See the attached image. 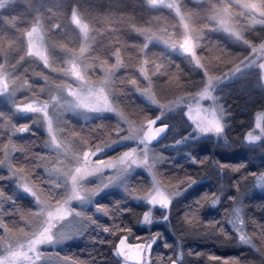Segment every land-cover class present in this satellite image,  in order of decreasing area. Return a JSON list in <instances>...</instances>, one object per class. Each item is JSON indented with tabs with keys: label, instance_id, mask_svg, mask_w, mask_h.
<instances>
[{
	"label": "trees",
	"instance_id": "1",
	"mask_svg": "<svg viewBox=\"0 0 264 264\" xmlns=\"http://www.w3.org/2000/svg\"><path fill=\"white\" fill-rule=\"evenodd\" d=\"M7 2L0 8V62L6 59L10 61L12 67L17 65L18 68H21L23 63L31 65L36 62L35 59L28 57L21 60L27 49L24 35L26 28L40 18L51 34L58 33L63 25L72 27L70 18L73 9H76L94 30L95 40L93 39L90 59L111 60V51L114 49L120 51L123 66L117 83L123 91L121 100L123 111L127 110L130 117L137 119L141 112L145 113L149 110L145 101L136 93H132L129 88L132 80H136L140 85L143 84L137 70L145 57L165 65L160 74L153 75L154 81L157 82V91L160 93L168 90L171 84L178 85L180 90L196 93L206 82L204 71L195 66L186 56L167 51L158 43L150 44L145 53L141 51L140 46L143 43L141 36L131 28L133 26L150 27L151 19L159 15L161 11L159 7H150L146 0H7ZM182 3L185 10L198 14L196 18L201 19L204 3L194 6L187 0H182ZM58 5L63 11H60ZM56 23L61 25L57 30L52 31ZM204 37L198 52L206 68L216 67L214 72L221 76L217 92L221 94L223 105L228 111L227 127L219 139L212 135L202 138L200 146L196 147L195 151L183 145L178 146L179 143L176 144V147L173 146L170 152L166 153L173 156H168L161 168V177L172 180L174 184H178L186 176L195 178L196 183L188 188L185 194L173 200L168 221L159 219L164 210L154 209V223L151 226L141 225L138 222L149 205L130 198L125 192L112 191L110 196H101L96 203L106 205L111 210L119 202L120 208L131 209L130 212L119 216L115 222L132 229V234L128 236V240L132 242H143L155 233L161 234L162 239L153 246L152 250L155 264H166L167 257H175L178 246L185 254L180 264H219V261H210L208 259L210 255L224 259L238 257L245 264L248 262L264 264V254L251 245L239 242L238 234L233 225L227 222L229 216L226 215L230 214L236 206L241 207L245 233L254 238L258 247L264 246V243L258 239L260 231L258 225L264 227V185L258 187L255 177L251 175L264 172V138L255 143H249L244 139L245 134L254 126L256 114L264 110V83L260 80L259 66H243L252 56L253 47L264 41V24L250 28L244 34V38L240 39L224 31H211ZM10 65L8 64V67L12 68ZM150 73L153 74L155 71ZM23 76L24 74H19L17 77L18 85H23ZM4 101L6 102L4 95H0V114H2L0 115V149L8 140V132L3 129L4 124L15 120L20 125L29 124L30 128L25 133L17 135L11 133L12 137H19L21 141L33 140L35 150L45 151L44 142L47 137L42 129V121L33 122L31 114L18 113ZM152 112V116H155L154 110ZM5 116L6 118L3 119ZM162 122L169 123L164 118ZM87 123L90 122L77 119L73 121L71 127L75 130L74 125ZM169 125L168 135L170 136L172 126L170 123ZM179 127L183 128L182 123ZM189 128H185V131L184 128L181 129L182 134L178 138L184 139L189 132L193 131ZM206 142H210V145H204ZM2 153L0 150V157ZM35 156L36 154L29 155V160ZM205 159L207 162L204 164L193 163V160ZM215 161L223 165H244V167L235 173L230 169L221 171L214 163ZM16 162L29 163L20 157H17ZM38 164L39 161L36 159L34 173L44 178ZM245 177L248 178L245 179ZM2 183L4 187L11 189L16 203L24 205L32 203L31 197L13 188V179L8 177L7 180L0 181L1 188ZM137 183L138 177L133 178L131 188L138 189L133 187ZM206 193L219 195V203L212 205L210 202H205L197 205L195 201ZM101 214L93 215V219L98 224L111 226L113 219L110 216L103 218L104 215ZM188 214L193 216L188 217ZM185 217H187L186 220ZM6 219H9V216H6ZM252 220L256 221L255 225L251 223ZM209 222H219L216 227L222 226L227 237L216 233L215 229L206 227ZM80 233L78 237L80 239L75 242L83 244V249L86 250V253L84 251L81 253L85 263L122 264L121 259L114 255L112 244L117 243V239L126 233L120 232L117 236H112L92 223L86 225ZM165 243L172 247L165 248ZM79 252L75 255H79Z\"/></svg>",
	"mask_w": 264,
	"mask_h": 264
},
{
	"label": "snow or ice",
	"instance_id": "2",
	"mask_svg": "<svg viewBox=\"0 0 264 264\" xmlns=\"http://www.w3.org/2000/svg\"><path fill=\"white\" fill-rule=\"evenodd\" d=\"M150 7L166 6L173 8L181 21L184 30V35L177 40L171 35H166L161 32L151 30H143L146 40L145 49L153 40H158L160 43L168 46L171 49L179 48L184 54L191 57L194 64L204 70L206 82L194 97L193 102L187 105V116L195 126V131L200 134L214 133L217 136L224 134L227 125L223 121L224 109L219 104L215 103V97L212 93L213 85L220 77L209 75L205 64L198 55V49L202 47L203 36L201 34H194L191 29L190 18L183 14L178 6L177 0H146ZM246 3V0H242ZM253 8L257 5L253 4ZM228 9H214L212 20L225 31L231 32L229 21L227 19ZM71 22L79 29L83 40L89 39L90 27L89 24L82 20L76 9H73ZM60 26L56 24L52 31H55ZM237 39H240V33H232ZM27 49L25 55L21 57L23 61L25 57L33 58L36 61L42 62L44 69L55 71L53 67L52 48L48 37V29L43 21L39 18L32 28L26 33ZM62 49L64 46H61ZM259 57L264 60V44L252 49ZM83 51V49L81 50ZM219 58V56L217 57ZM66 67L60 71L63 75L71 77L78 82L79 87L73 88L71 85H56L49 83V78L44 73H37L44 81V86L37 90H32V83L25 79L22 89L26 92L31 91V96H25L23 100H18L14 108L18 112L37 114V120H42L46 132L47 140L44 142L45 146L50 147L53 151L48 156H40L37 154L32 160H29L27 155L31 151L27 146H17L12 142V138H8V143L4 144L2 149L3 158L0 159V166L6 167L12 177H15L19 186L32 197H34L38 208L36 210H21L17 206L9 211L4 210L0 212V264H41V261L49 257V253L42 251L43 246L54 244L60 241L71 239L73 235H79L77 231H60L58 226L69 221L72 217H79L82 221H87L112 236H117L118 233L123 232L127 235L121 236L118 243H113L112 247L114 255L121 258L122 264H155L152 258L153 246L157 245L158 241L162 239L160 233H155L143 240L141 243L135 245L127 244L128 236L132 234V229L126 225L116 223L115 220L130 212L129 208H120V203L117 202L113 209H109L106 205H96V211L102 213L104 216H110L113 219L111 226H104L98 224L92 216L86 215L71 207L73 201L91 200L97 196L105 188H108L116 181L120 175L133 167H142L151 176V185L144 190V195H137V191L143 189L127 188L126 192L130 198L143 200L149 208L143 212L142 218L138 221L141 225L151 226L154 223L153 209L159 208L164 210L163 215L159 217L160 220L168 221L171 211V205L176 197H179L183 192L187 191L196 179L191 176H186L185 179L179 181L174 187H167L159 178L158 173L154 171L155 155L150 156L149 145L161 136L168 128L167 124L158 125L157 122L161 119L164 111H168L179 106L182 101L177 100L170 104H160L153 93L152 78L149 75V65H153L155 73L160 74L165 65L156 60H151L145 57L138 68L139 74L146 82V87L140 88L136 80L130 81L133 86L137 87V91L145 96L152 104L158 105L162 110L161 115L154 118L145 115L144 119L139 123L129 121L124 115L123 111L113 103L110 98L109 87L111 84V72L108 77L100 81L99 84H89L85 71L80 67L79 59L73 55L72 58L65 61ZM123 66V61L119 55L115 57V68L118 69ZM261 77L260 80L264 83V64H259L258 67ZM235 70V69H234ZM49 88H55L56 91L48 92L46 98L45 92ZM61 91L66 92L71 100H63ZM11 92L16 94L15 90V75L8 72L2 65H0V95ZM212 100L214 107L207 108L201 101ZM73 108L80 109L87 113H114L119 118V125L115 128L114 133L116 139L113 142H99L95 138L94 133L104 129L106 126L98 125L92 132L85 134L83 131L69 130L66 127V121L62 119L65 110ZM2 115V114H0ZM6 118L3 117V119ZM123 125H127L124 127ZM15 133H25L29 131L30 125L23 124L21 126L11 125ZM255 128L259 129L260 135H256L254 130L248 131L244 139L249 143H254L260 136H264V113H258L256 118ZM123 133V135H122ZM134 140L143 147H132L128 150L120 152L118 155L98 158L111 146L121 143L123 141ZM95 141V142H94ZM180 141H177L179 143ZM20 152L26 153L24 159L29 163L16 162L13 160L11 153ZM95 158V159H94ZM46 161L43 166L48 177L62 179L63 184L57 183L56 179H44L34 173L35 160ZM207 159L202 161H195L193 163L204 164ZM221 171L230 169L231 172H238L240 166L223 165L218 161L214 162ZM105 173H112L105 175ZM256 179V185L259 187L264 185V173L257 175L251 174ZM91 177H102L99 184L94 186L87 184ZM248 177H245L247 179ZM4 179V177H0ZM65 187L63 195H57L56 190ZM0 198L11 200L6 194L0 190ZM205 202H210L212 205L219 203V195L216 193L204 194L200 199L195 201L197 205ZM0 208H3L0 205ZM241 207H235L231 210L227 222L232 224L236 230L239 242L246 245H251L254 249L264 254V246H257L254 238L249 236L244 231L245 221L241 216ZM6 216H19V220L23 221V226H20L17 220L8 222L5 220ZM235 217V219L231 218ZM185 220L187 217L184 218ZM219 222H209L206 227L215 229L216 233L227 237L224 228L216 227ZM252 224L256 221L252 220ZM239 225V227H237ZM260 231L258 239L264 243V227L258 225ZM104 243L105 241H100ZM111 243V242H109ZM165 248H171L172 245L164 244ZM57 259L61 264H83L75 257H60ZM191 255V253H189ZM200 255L199 253L197 254ZM185 254L177 247L175 257H167L166 264H180ZM210 261H219V264H245L240 258L224 259L215 256H208ZM249 264V262H248Z\"/></svg>",
	"mask_w": 264,
	"mask_h": 264
},
{
	"label": "rangeland",
	"instance_id": "3",
	"mask_svg": "<svg viewBox=\"0 0 264 264\" xmlns=\"http://www.w3.org/2000/svg\"><path fill=\"white\" fill-rule=\"evenodd\" d=\"M177 2H178V6H179L180 11L183 14H185L186 17L190 18L191 29L193 30L194 34H201L202 33V36H203L202 42L204 41V38H205L204 36H206V34L211 32V31H219V32L224 31V32L232 35V37H235L232 33L239 32L240 37L244 38V34L250 28L255 27L257 25L264 24V0H246V3L242 2V0H187V2H189L190 5H192V6L202 5L204 3V9L202 10L201 19L196 18V16L198 17V14L195 15L193 12L190 13L189 11L185 10L183 7L182 0H177ZM7 3H8L7 0H0V8L3 7ZM253 4H256L257 7L253 8L252 7ZM58 7H59L60 11H63V9L60 7V5H58ZM159 8L161 9L160 14L151 19L150 27L146 28V27H139V26L135 27V26H133V28H131V30L133 29L134 32H136L139 36H141V40L143 41V43L140 46V49L143 53H145V51H146L145 44L147 43L145 40L144 34H143V30L147 29V30H151V31H155V32L163 31L164 34L171 35L173 38H175L177 40L181 39L182 36L184 35V30H183V27L181 25V21H180L179 17L177 16L175 9L169 8L166 6H159ZM217 8L228 9L227 19L229 21V27L231 29V32L225 31L224 29H222L217 24V22L215 20H212L210 18L213 14L214 9H217ZM80 17L82 18L81 15H80ZM40 20H42V19H40ZM82 20L86 22V20L84 18H82ZM70 21H71V18H70ZM36 22H37V20L34 23H32L28 28H26V30H25L26 32L24 34L25 36H26V33L32 28V26ZM56 24H58V23H56ZM60 25L61 24H59V26ZM71 25H72V27H66L65 25H63L59 29L58 33H54V34H51L49 29L46 27L48 29V37L50 39V43H51V45L54 46L52 48V56H53V61H54L53 67L56 69L55 71H51L50 69H44L42 62H39V61H36L33 64L31 63V65L23 63L21 68H18L17 65H13V67H12V65H10V61H8L6 59H4L0 62V65H2L8 72L13 73L15 75L16 94L13 95L11 92L3 94L5 99H6V102L5 101L4 102L7 103L8 105H10L14 111H16V109L14 108V105L18 100H23L25 96H31L32 95L31 91L26 92L22 89V84L21 85L17 84V80H18L17 77L19 76V74H24V76H23L24 80L28 79L29 82L32 83V90H34V91L37 90V92H39V89L44 86V81L42 80V78L40 76L37 75V73L46 74L49 78L50 84L54 83L56 85H60L61 87H63L64 85H71L73 88L79 87L77 81L73 80L71 77H67V76L63 75L62 72L60 71L62 68L66 67L65 61L72 58L73 55H75L79 59L80 67L85 71L86 76H87V81L89 84H93V85L99 84L100 81L107 78L108 73L111 72V74H112L111 75V84L109 87V92L111 94L110 98L112 99L113 103L118 106V108L120 110H122V111L124 110L123 106H122L123 104L121 102V100L123 98V93H122L123 91L121 90L120 85L117 83L118 82V75L121 72L122 67H120L118 69L115 68L116 54L119 53V55L122 59L120 51L118 49H116V50L114 49V51H111V60L104 61V60H101L99 58H95L96 60L90 59V57L92 56V53H90V52H91L92 44L94 43L93 39L95 40V35L93 34V32H94L93 28H91V26L89 25V27H90L89 39L87 41H85L81 37L79 29L76 28V26L73 23ZM26 42H27V37H26ZM152 43H158V45H160L161 47H163L167 51H173V52L179 53L183 56H186L194 64L191 57L184 54L179 48L171 49L168 46L160 43L158 40H153L150 44H152ZM262 44H264V41L260 45L253 47V49L261 46ZM61 46H64V48L62 49ZM82 49H83V51H81ZM198 55H200L199 52H198ZM8 64L12 68H9ZM259 64H264V60H260L258 55L252 50V56L245 61V65H243V66H246V67L247 66L249 67L250 65L259 66ZM152 66L153 65H151V64L149 65V75L152 78L153 93L156 96V98L158 99V101L160 102V104H162V105L163 104H170V103H174L177 100L182 101V103L174 109L164 111L163 114L161 115L162 110L160 109V107L158 105L152 104L145 96H143L142 94H140L139 91H137L136 86H133L132 84H130L131 86L129 88H130L131 92L139 95V97L142 98L145 101V103L149 106V110H146L145 113L141 112L142 114L139 115V117H137V119L130 117V115H128L126 109H125L126 112L123 111V113L129 121H134L136 123H139L140 121H142L144 119L145 115H149L150 117H152L153 112L151 113V111L154 110L156 116L157 115L163 116V118L171 124L172 132H170L171 133L170 136L168 135L167 137H165L161 141V143L158 142L159 143L158 145H155V144L149 145V148L151 150L150 156L155 155V157H156L155 160L153 161L155 163L154 171H156L158 173V178L167 187L171 188V187H174L176 184H174L172 182V180H169V179L166 180V179H163L161 177V175H162L161 174V168L164 165L163 164L164 160L168 156H173V155H169L166 153H169L170 150L172 149V147L175 146L176 144H178L177 141H180L178 146L183 145V146H186V147L190 148L191 150L195 151V150H197L195 148L200 146V144H201L200 141L205 136L212 135L218 139L220 137L214 133H208V134L197 133L195 131L194 124L192 123V121L187 116V110H188L187 105L189 103L193 102L194 97H196L201 90H199L196 93H189V92L184 91L182 89L180 90L178 85L176 86L174 84H171L170 88L168 90H166V91L164 90L163 92L160 93L157 91L158 89L156 88L157 82L154 81L155 77H153V74L150 73V71H155L154 67L151 68ZM205 68H206V66H205ZM206 69H207V72L209 73V75H212L215 77H221L219 74L214 72L217 69L216 67H212L211 69H208V68H206ZM137 73L139 74L138 70H137ZM139 76H140V80H141V82H143V84L140 85L138 82V86L140 88L146 87L147 85H146V82L143 80V77H141L140 74H139ZM54 77H56V78L54 79ZM220 80H218L214 83L213 88H212V93H213V96L215 97V103L219 104L224 109L225 114L223 116V121L226 124V120H227L226 118H228V111H227V109H225L226 107L223 105V102L221 99L222 98L221 94H218V92H217V89L219 88L220 83H221ZM53 91H56V89L55 88H49L48 91L45 92L44 96L41 95V98H46L48 95V92H53ZM60 94L63 98L62 102H63V100H71L72 99L71 97H69L67 95L66 92L61 91ZM201 103L204 104V106L207 108L214 107V103L212 100L201 101ZM16 112H18V111H16ZM18 113H21L24 115L25 114H31L33 122L35 120H37V114L23 113V112H18ZM258 113H264V110L260 111ZM257 114L255 117L254 126H253V128H251V130H254L256 135H260L259 129L255 128ZM62 119L67 122L65 126L68 127L69 130H74L71 127L74 120L80 119L81 121H85V122L89 121L90 123H87L86 125H82V124L74 125L75 130H77L78 132L83 131L85 134L92 132L93 129L98 125L106 126L104 129L99 130L98 132L94 133L95 138L97 140H99V142H101V143H103L105 141L113 142L116 139L114 130L120 123L119 118L114 113H108V112H105V113H87L83 110L73 109V108H69V109L65 110L63 113ZM95 122H98V123H95ZM93 123H95V125H92ZM181 123H182V126L184 128V131H185V128H189V126L191 129H193V131L189 132L188 135L184 139L178 138L182 134L181 131L183 130V128L179 127ZM41 124L43 126L42 129H44V131L46 133V137H47L46 128H45L43 122H41ZM11 125L21 126L18 121L14 120L11 123H8V122L5 123L3 129L8 132V138L11 137L12 142L15 143L17 146H27L28 148L31 149V151L27 153L28 156L31 154H36V155L39 154L40 156H48L49 153H51L53 151L50 147L45 146L46 150L39 152L38 150L34 149L35 143L33 140H30V142H29V140L28 141H21L19 139V137H12L11 133L13 135H17L19 133H15L14 130L12 129ZM123 126L127 127V125H123ZM190 133H192V135H190ZM122 135H123V133H122ZM261 138H264V136H260V138L255 142L260 141ZM7 143H8V140H7ZM204 145H210V142H206V143H204ZM204 145H203V147H204ZM132 147L141 148V147H143V145H140L137 141H134V140L123 141L121 143H117V144L111 146L104 153H102L101 156L98 158L112 157V156L118 155L120 152L128 150L129 148H132ZM11 155H12L13 160L16 161L17 157L24 158L26 153L13 152V153H11ZM2 158H3V153H2V156L0 157V159H2ZM37 160L39 161L38 168H41V171L44 174V179H56L57 183L63 184L62 179L48 177L46 175L44 167L41 166L44 163H46V161H41L39 159H37ZM4 171H5V174H4ZM261 173H264V172H261ZM108 174H112V173H105V175H108ZM135 176L138 177V183L135 184V186H133V187H136L138 189H143L141 191H138V193H136V194L137 195H144L145 194L144 190H146L151 185V176L146 171V169H144L142 167H133V168L127 170L122 175H120L119 178L116 181H114L111 186H109L108 188H105L103 191H101L97 196L93 197L91 200L73 201L71 203V207L76 209L77 211H80V212L86 214V215L92 216V218H93V215H97L99 213L96 211V205H98L96 202L101 198V196L105 195L108 197V195L109 196L111 195L112 191H122V192L127 193L126 189L129 187L131 188V180L133 178L136 179ZM0 177H4V179H6V180L8 179V177L10 179H13V186H14L13 188L19 189L24 194L31 197V199L33 200L32 203L30 204L31 206L29 204L24 205L22 203H16L13 200L14 197L11 193L12 192L11 189L9 187L8 188L4 187V183H2V185H1L2 188L0 187V190H2L6 194L7 197H11V200L0 198V205L3 206V208H0V212H3L4 210L11 211L16 206L18 208H20L21 210H33L34 211L38 208V205L36 204L34 197H32L29 193L25 192L19 186L16 178L12 177L10 175L9 170L6 167L0 166ZM4 179H0V181H2ZM101 179H102V177H91L88 179V181L86 183L94 186L95 184H99L101 182ZM65 190H66V188L62 187L60 189H57L56 193H57V195H63ZM183 194H185V192H183ZM136 200L137 201H143V200H138V199H136ZM143 202H145V201H143ZM153 211H154V209H153ZM101 215H103V214H101ZM187 216L191 217L193 215L188 214ZM241 216H242V214H241ZM153 217H154V215H153ZM103 218H108V217L103 216ZM231 218L235 219V217H231ZM5 220L8 222H11L13 220H17L19 225L23 226V221L19 220V216H17V217L9 216V219H6V217H5ZM88 224H89V222L82 221L79 217H72V218H70L69 221H66V222H64V224L58 226V228L60 231L81 232L83 230V228L86 227V225H88ZM237 227H239V225H237ZM78 237H79V235H73L71 239L43 246L42 251L49 253L50 255L47 259L42 260L41 264H61V262L57 259L56 254H59L60 257H75L78 261L83 262V264H88V263L84 262V260L81 256L82 251H84V253H86L85 252L86 250L83 249V244H78L77 242H75V241H78L80 239ZM84 238H87V237L84 236ZM77 252H79L80 254L75 255V253H77Z\"/></svg>",
	"mask_w": 264,
	"mask_h": 264
},
{
	"label": "water",
	"instance_id": "4",
	"mask_svg": "<svg viewBox=\"0 0 264 264\" xmlns=\"http://www.w3.org/2000/svg\"><path fill=\"white\" fill-rule=\"evenodd\" d=\"M156 116V115H155ZM155 116H152V118H154ZM163 121V116H161V119L157 122V124L158 125H160V124H167L168 125V128L165 130V132L164 133H162L161 134V136L160 137H158L156 140H154L151 144H154V143H158V142H161L165 137H167L168 136V132L170 131V125H169V123H167V122H162ZM124 235H126V234H123V235H121V236H124ZM120 236V237H121ZM119 237V238H120ZM119 242V239H117V243ZM142 241H134V242H132V241H130V240H128L127 239V244H129V245H135V244H137V243H141ZM121 259V258H120Z\"/></svg>",
	"mask_w": 264,
	"mask_h": 264
}]
</instances>
